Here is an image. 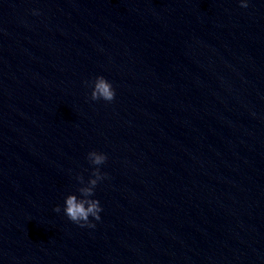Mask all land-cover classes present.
Returning <instances> with one entry per match:
<instances>
[{
	"label": "water",
	"instance_id": "1",
	"mask_svg": "<svg viewBox=\"0 0 264 264\" xmlns=\"http://www.w3.org/2000/svg\"><path fill=\"white\" fill-rule=\"evenodd\" d=\"M0 264H264V0H0Z\"/></svg>",
	"mask_w": 264,
	"mask_h": 264
},
{
	"label": "clouds",
	"instance_id": "2",
	"mask_svg": "<svg viewBox=\"0 0 264 264\" xmlns=\"http://www.w3.org/2000/svg\"><path fill=\"white\" fill-rule=\"evenodd\" d=\"M238 3L242 8L248 7V0H238ZM38 11V9H32V14L38 15ZM85 84L90 88L89 97L93 101L111 102L115 97V89L111 81L103 75L97 74ZM86 160L93 166L87 180L77 173L75 180L79 186L74 192H68L64 196L62 208L56 205L53 211L57 213L62 211L69 221L80 227L93 228L95 227L93 221L100 220L99 214L102 211L99 200L94 196V190L98 182L107 177V174L100 169V165L105 163L107 156L103 152L90 150L86 154Z\"/></svg>",
	"mask_w": 264,
	"mask_h": 264
}]
</instances>
